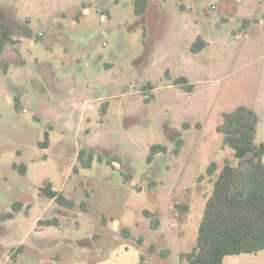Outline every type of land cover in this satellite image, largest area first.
<instances>
[{
  "label": "rangeland",
  "instance_id": "rangeland-1",
  "mask_svg": "<svg viewBox=\"0 0 264 264\" xmlns=\"http://www.w3.org/2000/svg\"><path fill=\"white\" fill-rule=\"evenodd\" d=\"M133 1L0 0V23L19 38L0 59V214L21 204L0 219V264H181L211 193L208 165L236 163L221 112L254 109L264 141V42L252 37L264 23L244 18L264 22V0H148L143 15ZM156 143L167 151L148 162ZM82 148L103 161L83 167ZM48 180L73 208L40 192ZM224 264H264V251Z\"/></svg>",
  "mask_w": 264,
  "mask_h": 264
},
{
  "label": "trees",
  "instance_id": "trees-1",
  "mask_svg": "<svg viewBox=\"0 0 264 264\" xmlns=\"http://www.w3.org/2000/svg\"><path fill=\"white\" fill-rule=\"evenodd\" d=\"M134 9L137 15H143L148 6V0H134ZM19 38L16 33L4 23H0V59L4 47L7 44H17ZM205 42L198 38L193 44V51L197 46L203 47ZM18 47H15L17 51ZM7 65L3 66L6 70ZM175 82L182 85L185 79L178 77ZM189 87L188 84H184ZM148 102V99H144ZM19 99L14 97V106L19 110ZM106 103L100 108L101 114H105ZM259 116L254 109L238 104L230 110L221 112V122L217 130L222 133V145L232 151V158H225L219 171L217 165L212 162L206 172L209 176L215 175L212 182L211 193L205 200L202 215L197 225L195 244L190 250L179 253L181 264H224V257L240 253H255L264 249V141L255 142ZM44 141L40 147L48 144V132H45ZM183 144L179 137L175 140L174 152H178ZM167 151L163 144H152L146 156L150 162L154 155ZM103 161V154L94 150L87 151L82 148L78 152V159L83 167H89L93 158ZM117 157H105L107 163L115 161ZM21 173H24L23 165L12 164ZM76 168H73L75 170ZM129 175L125 176L128 179ZM41 193L66 208H73L75 202L60 191L54 189L51 181H45L41 187ZM83 205V203H80ZM21 207L19 202L12 204V211L0 214V219L5 220L13 217V212ZM179 212L188 209L185 204L177 205ZM143 214L150 218L151 228H157L159 220L155 212L144 210ZM53 219H39L38 225L55 223ZM122 231L128 234L127 228ZM140 239L142 237L140 236ZM21 248L19 245L16 252ZM151 252L156 249L150 246ZM16 252H13L14 254ZM167 251H161L166 253ZM140 259L142 256L140 255Z\"/></svg>",
  "mask_w": 264,
  "mask_h": 264
},
{
  "label": "crops",
  "instance_id": "crops-1",
  "mask_svg": "<svg viewBox=\"0 0 264 264\" xmlns=\"http://www.w3.org/2000/svg\"><path fill=\"white\" fill-rule=\"evenodd\" d=\"M263 16H264V13H263ZM244 18H246V20H247V25L249 24L250 26H253V24H255V22L259 23V24L260 23H264L261 19L258 18L257 12L255 10L250 12V13H248V14H246V16ZM248 18H252L253 22L249 23ZM252 37L254 39L253 40L254 42L259 43L261 41L263 43L264 42V30H260L259 28L256 29V27H254V32H253V36ZM3 54H4V51H3ZM3 54H2V56H3ZM263 251H264V249L259 250V251L255 252V254H258L259 252H263ZM13 252H16V249H14V251L13 250L10 251V256H11L10 258L15 259V256H16L17 252L15 254ZM225 258L226 257H224V260H225Z\"/></svg>",
  "mask_w": 264,
  "mask_h": 264
}]
</instances>
